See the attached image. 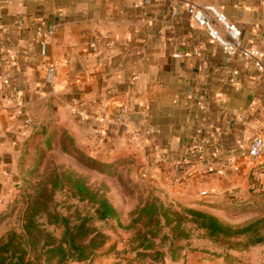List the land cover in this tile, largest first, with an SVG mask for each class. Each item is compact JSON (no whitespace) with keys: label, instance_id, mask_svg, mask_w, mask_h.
<instances>
[{"label":"crops","instance_id":"0c3cea01","mask_svg":"<svg viewBox=\"0 0 264 264\" xmlns=\"http://www.w3.org/2000/svg\"><path fill=\"white\" fill-rule=\"evenodd\" d=\"M188 1L216 7L264 55V0ZM36 24L54 30L50 59ZM235 69L240 79L230 83ZM48 126L97 160L135 162L160 198L230 224L246 222L236 218L264 192V156L239 158L264 138V74L238 60L224 65L208 32L185 9L173 16L170 0H0V208L16 191L28 140Z\"/></svg>","mask_w":264,"mask_h":264},{"label":"rangeland","instance_id":"374dc122","mask_svg":"<svg viewBox=\"0 0 264 264\" xmlns=\"http://www.w3.org/2000/svg\"><path fill=\"white\" fill-rule=\"evenodd\" d=\"M59 130L52 126L41 128L24 147L14 178L16 191H11V200L0 208V239L6 238L11 231H22L28 196L35 194L41 181L53 173L71 169L85 177L93 189L100 190L110 199L119 211L120 221L95 220L94 226L108 236L107 244L91 260L69 264H264V192L259 191L250 197L253 201L249 205L251 214L236 218L246 222L231 224L244 227L260 221L257 229L248 235L225 239L211 237L203 231H193L189 240H180L176 238L177 234H172L162 242L158 239L153 249L145 250L139 247L136 240L137 231L126 229L131 224V214L153 197L177 209L188 207L157 196L151 185L139 175L135 162L128 158L112 162L98 160L112 166V175L88 168L61 149L65 138ZM55 132L58 136L49 148L45 142ZM52 208L71 222L94 214L92 205L67 189L55 193ZM239 208L242 206L235 207V210ZM39 223L55 238H61L62 228L50 226L46 218H40Z\"/></svg>","mask_w":264,"mask_h":264},{"label":"trees","instance_id":"16d2710c","mask_svg":"<svg viewBox=\"0 0 264 264\" xmlns=\"http://www.w3.org/2000/svg\"><path fill=\"white\" fill-rule=\"evenodd\" d=\"M65 142L61 149L88 168L112 175V166L91 157L78 146L76 140L66 130L61 129ZM57 133L45 142L53 145ZM22 159V158H21ZM67 189L74 196L88 202L94 214L71 222L52 208L57 191ZM131 224L126 229L136 230L139 247L153 249L158 239L162 241L177 234V239L189 240L193 231H203L216 238H232L248 235L257 229L256 221L244 227H234L226 221L207 212L174 208L159 198L146 200L132 214ZM46 218L47 223L63 229L60 239L55 238L39 223ZM120 221L117 208L100 190L93 189L88 180L69 169L53 173L41 181L34 195L28 196V206L22 231H11L0 239V264H69L91 260L96 252L108 242V236L94 226V221Z\"/></svg>","mask_w":264,"mask_h":264},{"label":"built area","instance_id":"2783aa9c","mask_svg":"<svg viewBox=\"0 0 264 264\" xmlns=\"http://www.w3.org/2000/svg\"><path fill=\"white\" fill-rule=\"evenodd\" d=\"M173 16H177L180 9H185L190 20L194 21L200 28L205 29L211 41L221 48L222 63L230 65L233 60H238L243 64L252 65L259 73L264 74L263 53L254 47H246L243 41V32L237 24L232 23L228 17L221 13L214 6H200L190 3L188 0H170ZM37 33L42 37L41 52L43 56L50 59L49 38L54 34L53 29L44 31L38 24L34 25ZM57 67L56 64L48 60L46 67L45 83L53 86L55 82ZM241 73L238 69L232 71L229 79L230 83H236L240 79ZM4 85H9V80H3ZM128 112L121 108L118 110L117 122L124 125L127 122ZM193 120L200 121L202 116L196 114ZM25 124H30L28 119ZM203 140H213L210 134H203ZM264 156V138L255 136L251 139V145L247 152L241 154L239 158L256 161ZM204 194H202L203 196Z\"/></svg>","mask_w":264,"mask_h":264},{"label":"water","instance_id":"95a60500","mask_svg":"<svg viewBox=\"0 0 264 264\" xmlns=\"http://www.w3.org/2000/svg\"><path fill=\"white\" fill-rule=\"evenodd\" d=\"M128 119L131 123L138 125L139 122L142 120V116L139 114H132L128 116Z\"/></svg>","mask_w":264,"mask_h":264}]
</instances>
